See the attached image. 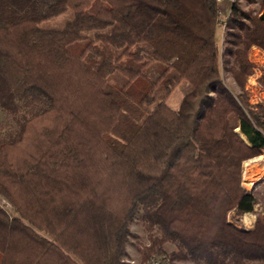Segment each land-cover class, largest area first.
<instances>
[{"label": "trees", "instance_id": "16d2710c", "mask_svg": "<svg viewBox=\"0 0 264 264\" xmlns=\"http://www.w3.org/2000/svg\"><path fill=\"white\" fill-rule=\"evenodd\" d=\"M95 1L0 0V108L15 122L0 133L13 210L0 205V264H125L139 214L143 263L264 264V205L238 224L260 193L242 176L264 153V103L246 87L264 0L257 17L232 8L224 62L239 94L221 75L217 0H100L91 13ZM69 9L62 28L41 25Z\"/></svg>", "mask_w": 264, "mask_h": 264}, {"label": "rangeland", "instance_id": "374dc122", "mask_svg": "<svg viewBox=\"0 0 264 264\" xmlns=\"http://www.w3.org/2000/svg\"><path fill=\"white\" fill-rule=\"evenodd\" d=\"M262 1L263 0H236L233 5L239 7L243 12L247 13L248 15L250 14V16L257 17L258 15H260L262 11L261 8ZM217 3H218L219 12L217 18L216 36L218 41V49H220L219 57L222 65L221 75L223 76L222 78L224 84L228 88H230L235 94H239L240 88L237 87L236 82L233 79L232 75L229 74L225 66L224 59L227 57L225 54L226 52L225 47L227 45V40H229V38H232V36L230 35L231 32H237L240 29L236 27L237 25L229 22V20L232 17L233 10L229 14L226 20L228 23L226 27L218 23V20L222 19L223 16L228 14L229 12L228 7L230 6V4L221 5V3L218 1ZM101 5H103V2H101L100 0H96L93 7L89 9V12L91 13L95 12ZM73 18H74L73 12L72 10L69 9L66 12L54 16V18H50L44 21L41 25L43 27L52 28V29L62 28L68 22V20H71ZM241 20L243 23H246L247 25L251 24L250 20H248L246 16H244ZM249 59L250 61H253L255 64L252 76H250L246 85L248 90L249 100L252 104L258 102L264 103V51L261 48H258L257 46H252L249 54ZM113 76L115 77L110 79L111 82L113 84L118 85V83L122 81L121 77L118 75L116 76V74H114ZM189 90H190V83L188 81L180 82L174 87L173 91L168 96L167 103H169V105L174 109L178 108L182 97L186 93H188ZM14 127H15V122L11 117V115H8L5 112V110H2L0 108V133L2 135H6ZM248 161L251 163H254L255 161L257 163H264V153L259 156H256L253 159L246 160L245 162ZM245 162L243 163V165L245 164ZM262 167H264V165H262ZM244 175H246L245 178H243ZM247 176L248 175L245 174V165H244L242 185H244V187L247 189L254 188L255 190H258L260 193L257 195L258 202L255 208V212H250V213L248 212L240 216L241 218L238 224L243 228L245 227L250 228L254 225L253 220L254 219L256 220L257 218L256 212L257 210L260 209L262 205H264L263 203L264 182L263 181L261 182V180H264V175L260 178L261 176V172H260V175L258 176L260 179L257 178L259 180L256 179L257 181H255V183L253 182L254 184L252 183L250 186L246 184L248 180ZM0 205L3 206L8 212H10V214L13 213L11 204H9L1 195H0ZM232 214L230 218H232ZM246 215L249 217V220L247 219ZM139 217L140 214L136 216L135 220L132 221L131 223V231L134 234V236L131 237L129 244L127 245L128 256L124 258L125 264H149V261H146L145 263L142 262L141 254L139 250L140 247H138L139 244L149 242V234L145 228V223L144 221H142V219L140 220ZM174 247L175 246L171 244L166 245L167 252L173 250ZM182 264H193V262L183 261Z\"/></svg>", "mask_w": 264, "mask_h": 264}, {"label": "built area", "instance_id": "2783aa9c", "mask_svg": "<svg viewBox=\"0 0 264 264\" xmlns=\"http://www.w3.org/2000/svg\"><path fill=\"white\" fill-rule=\"evenodd\" d=\"M217 1L220 2L221 5L230 4V6L228 7V10H229L228 14L223 16L222 19L218 20V23H220L221 25H224L226 27V25H228L226 20H227L229 14L232 12V8L234 6L233 4L235 3L236 0H217ZM256 206H255V208H256ZM149 264H169V260L166 259V256L163 254H155L154 256H152L149 259Z\"/></svg>", "mask_w": 264, "mask_h": 264}, {"label": "crops", "instance_id": "0c3cea01", "mask_svg": "<svg viewBox=\"0 0 264 264\" xmlns=\"http://www.w3.org/2000/svg\"><path fill=\"white\" fill-rule=\"evenodd\" d=\"M245 174H249L253 169H254V171L256 170V169H258L260 172H261V176H260V178L264 175V167H262V165H264V163H257L256 161L254 162V163H251V162H245ZM253 172V171H252ZM245 176L246 175H244V177L243 178H245ZM259 178V179H260ZM259 179H257V180H259ZM256 180V181H257ZM255 183V182H254ZM253 183V184H254ZM246 213H248V212H246ZM245 213V214H246ZM246 217H247V219L249 220V217L246 215ZM255 219L253 220V222L255 223Z\"/></svg>", "mask_w": 264, "mask_h": 264}, {"label": "bare ground", "instance_id": "6f19581e", "mask_svg": "<svg viewBox=\"0 0 264 264\" xmlns=\"http://www.w3.org/2000/svg\"><path fill=\"white\" fill-rule=\"evenodd\" d=\"M253 172H250L247 176L248 180L246 182V184L248 186H250L253 182L256 181L257 178H259L258 176L260 175V171L258 169H256L254 171V169L252 170Z\"/></svg>", "mask_w": 264, "mask_h": 264}]
</instances>
